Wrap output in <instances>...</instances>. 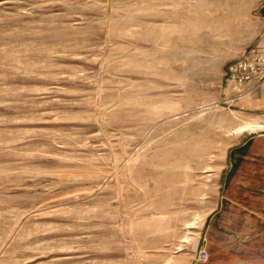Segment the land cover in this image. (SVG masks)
<instances>
[{
	"label": "rangeland",
	"instance_id": "1",
	"mask_svg": "<svg viewBox=\"0 0 264 264\" xmlns=\"http://www.w3.org/2000/svg\"><path fill=\"white\" fill-rule=\"evenodd\" d=\"M259 2L0 0V264L207 260Z\"/></svg>",
	"mask_w": 264,
	"mask_h": 264
},
{
	"label": "crops",
	"instance_id": "2",
	"mask_svg": "<svg viewBox=\"0 0 264 264\" xmlns=\"http://www.w3.org/2000/svg\"><path fill=\"white\" fill-rule=\"evenodd\" d=\"M255 17L264 32V0L257 5ZM236 102L246 110L264 112V84ZM204 247L207 260L193 264H264V133L230 149Z\"/></svg>",
	"mask_w": 264,
	"mask_h": 264
},
{
	"label": "built area",
	"instance_id": "3",
	"mask_svg": "<svg viewBox=\"0 0 264 264\" xmlns=\"http://www.w3.org/2000/svg\"><path fill=\"white\" fill-rule=\"evenodd\" d=\"M225 74L239 96L264 84V32L256 43L228 65ZM198 257L206 260V251L201 250Z\"/></svg>",
	"mask_w": 264,
	"mask_h": 264
},
{
	"label": "bare ground",
	"instance_id": "4",
	"mask_svg": "<svg viewBox=\"0 0 264 264\" xmlns=\"http://www.w3.org/2000/svg\"><path fill=\"white\" fill-rule=\"evenodd\" d=\"M251 123H253V122H251ZM251 123L250 122H247L246 123V126H250L253 129H256L258 127H261V125H259V124H251Z\"/></svg>",
	"mask_w": 264,
	"mask_h": 264
}]
</instances>
